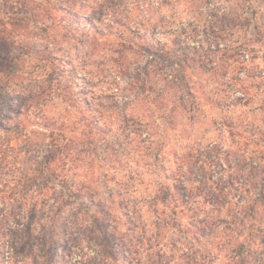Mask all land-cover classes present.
<instances>
[{
	"label": "clouds",
	"instance_id": "9594fccd",
	"mask_svg": "<svg viewBox=\"0 0 264 264\" xmlns=\"http://www.w3.org/2000/svg\"><path fill=\"white\" fill-rule=\"evenodd\" d=\"M0 264H264V0H0Z\"/></svg>",
	"mask_w": 264,
	"mask_h": 264
}]
</instances>
